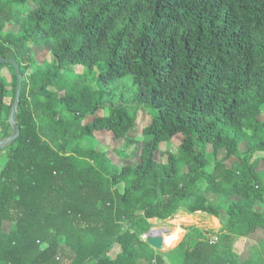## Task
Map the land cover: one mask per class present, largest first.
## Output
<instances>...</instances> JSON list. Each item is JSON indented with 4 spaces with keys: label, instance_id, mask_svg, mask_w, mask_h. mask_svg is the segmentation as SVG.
<instances>
[{
    "label": "trees",
    "instance_id": "16d2710c",
    "mask_svg": "<svg viewBox=\"0 0 264 264\" xmlns=\"http://www.w3.org/2000/svg\"><path fill=\"white\" fill-rule=\"evenodd\" d=\"M7 22L19 28L3 36ZM40 46L52 59L31 70ZM6 57L23 85L20 135L0 150V264H165L141 238L151 220L218 217L232 196L227 233L211 243L193 229L182 264H261L240 254L264 228V0H0ZM16 88L1 64L0 142ZM142 110L154 115L139 165L84 145L104 130L126 138ZM208 145L238 161L208 170Z\"/></svg>",
    "mask_w": 264,
    "mask_h": 264
},
{
    "label": "rangeland",
    "instance_id": "374dc122",
    "mask_svg": "<svg viewBox=\"0 0 264 264\" xmlns=\"http://www.w3.org/2000/svg\"><path fill=\"white\" fill-rule=\"evenodd\" d=\"M18 28L19 25L16 22H7L4 30L2 31V35H6V33L9 31L17 32ZM34 55L35 61L33 64H31V70L35 69L37 66L51 61L52 59L51 53L48 52L46 48L41 46L34 49ZM3 71L8 75L9 81H11L12 78L9 69L4 68ZM9 88L10 90L13 89L12 86ZM12 96L13 95L11 93V95L6 99L8 104L11 103ZM102 113L103 111L100 110L97 114ZM10 114L11 111L9 113L8 119L5 120L1 126L3 129H9L10 132L13 133L14 128L9 121ZM153 115V111H139L136 124L128 132L126 138L116 139L111 131L104 130L96 132L93 138L84 142V145L106 151L109 154L112 162L119 168L123 167L124 165L137 166L141 163L143 144L150 139L149 136L144 135L143 130L145 127L151 124ZM91 118L92 117L88 119L90 120ZM260 119L264 121V108ZM181 140L182 135L178 134L171 141L162 143L156 156L157 159L159 161L165 162L167 160V153L170 151H175L181 143ZM240 149L241 151H245L247 149V144L243 143ZM207 150L211 162V166L208 168V170H212L215 162L218 160H224L226 166L228 167H232V165L238 161L237 157L227 156V151L225 149L220 150L217 155H214L213 147L211 145L207 146ZM258 169L264 170V162H260ZM119 189L123 190V185H121ZM237 199L238 198L236 196L228 198L224 202L218 217L201 212L196 214L180 212L175 217L170 219H152L151 222L153 226L150 230L154 229V232L158 233V235H162L164 238V247L162 249H154L164 256L165 264H182L183 253L178 251L176 248L184 239L192 235L193 229H200L203 231L202 237L210 242L214 239V242L211 243L217 242L219 236L227 233L229 229V217L226 210L228 205ZM212 200H216V197L213 196ZM256 208L260 211H263L264 203L258 202ZM12 227V222H5L4 229L6 231H9ZM149 231L141 236L144 241H146V236L148 235ZM166 238L170 240V242L167 244L165 243ZM60 239L63 240L62 237ZM242 246L243 247L240 254V259L242 261L256 258L259 260V262H261V264H264V228H259L255 235L245 238ZM220 251L226 253V250L223 248H220ZM120 252V245L115 244L109 255L112 258H115Z\"/></svg>",
    "mask_w": 264,
    "mask_h": 264
},
{
    "label": "water",
    "instance_id": "95a60500",
    "mask_svg": "<svg viewBox=\"0 0 264 264\" xmlns=\"http://www.w3.org/2000/svg\"><path fill=\"white\" fill-rule=\"evenodd\" d=\"M3 63H10L16 72L17 75V88L15 93V101L13 103L11 114L9 121L13 125L14 131L11 135L0 142V150L3 148L4 145L13 143L20 135V127L17 124V110L21 100V92H22V85H23V77L20 70V64L17 60L6 57L0 58V65ZM146 241L156 249H162L164 247V238L162 235H153L152 230L149 231L148 235L146 236Z\"/></svg>",
    "mask_w": 264,
    "mask_h": 264
},
{
    "label": "bare ground",
    "instance_id": "6f19581e",
    "mask_svg": "<svg viewBox=\"0 0 264 264\" xmlns=\"http://www.w3.org/2000/svg\"><path fill=\"white\" fill-rule=\"evenodd\" d=\"M155 230L154 229H152V234L153 235H158V233H156V232H154ZM170 242V240H168V238H166V240H165V243L167 244V243H169Z\"/></svg>",
    "mask_w": 264,
    "mask_h": 264
},
{
    "label": "built area",
    "instance_id": "2783aa9c",
    "mask_svg": "<svg viewBox=\"0 0 264 264\" xmlns=\"http://www.w3.org/2000/svg\"><path fill=\"white\" fill-rule=\"evenodd\" d=\"M211 242H214V239Z\"/></svg>",
    "mask_w": 264,
    "mask_h": 264
},
{
    "label": "crops",
    "instance_id": "0c3cea01",
    "mask_svg": "<svg viewBox=\"0 0 264 264\" xmlns=\"http://www.w3.org/2000/svg\"><path fill=\"white\" fill-rule=\"evenodd\" d=\"M241 258V257H240ZM240 261H242L241 259H240Z\"/></svg>",
    "mask_w": 264,
    "mask_h": 264
}]
</instances>
